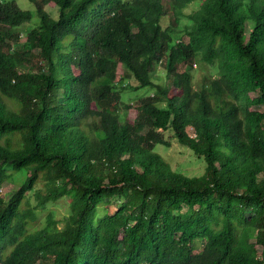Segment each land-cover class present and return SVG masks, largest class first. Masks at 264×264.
<instances>
[{
  "label": "trees",
  "instance_id": "trees-1",
  "mask_svg": "<svg viewBox=\"0 0 264 264\" xmlns=\"http://www.w3.org/2000/svg\"><path fill=\"white\" fill-rule=\"evenodd\" d=\"M30 1L24 38L32 11L0 0V187L25 175L0 264H264V0ZM173 139L202 175L156 151Z\"/></svg>",
  "mask_w": 264,
  "mask_h": 264
},
{
  "label": "rangeland",
  "instance_id": "rangeland-1",
  "mask_svg": "<svg viewBox=\"0 0 264 264\" xmlns=\"http://www.w3.org/2000/svg\"><path fill=\"white\" fill-rule=\"evenodd\" d=\"M19 5L23 9H29L33 13V19L31 23H27L18 29L25 38L26 32L30 28H34L40 22V18L37 15L36 9L30 0H17ZM196 5V4H195ZM194 5L188 7L185 10V13H189L192 11ZM47 11L52 15V17L57 18L58 13L57 9L53 7H47ZM170 16L168 17V19ZM189 23V19L185 16L181 17L180 26L186 27ZM251 26H248V32L250 31ZM162 68V67H161ZM193 73L195 75L196 84L199 85L205 75L209 76H217V68L210 64H199L198 66L193 68ZM146 91L145 90H136L133 88H129L123 91L124 101L132 103L134 106L138 104L139 97L142 96ZM132 107L128 114L127 118L133 121L136 118V108ZM263 108V107H258ZM264 109V108H263ZM169 135V133H167ZM156 151L161 153L172 165L174 169L181 170L188 176H199L202 175L206 168V161L203 157H199L196 155L190 148L180 144L176 139L172 140V144L170 147H166L163 144H158L156 146ZM25 175L21 172L14 173L13 177L7 182L3 183L0 187V196L4 197L6 200L10 198L12 192H14L19 184L24 180ZM43 185L38 184L37 189L41 188ZM28 199L32 205L37 203L36 196L34 191L28 194ZM38 220L35 225L36 228H41L46 225L48 216L50 214L54 215L55 219L62 221L59 226H63V220L65 216L70 213V197L65 196L59 199L56 202H49L45 208H40L38 211Z\"/></svg>",
  "mask_w": 264,
  "mask_h": 264
}]
</instances>
